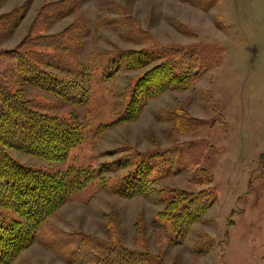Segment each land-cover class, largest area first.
I'll use <instances>...</instances> for the list:
<instances>
[{
    "label": "rangeland",
    "instance_id": "1",
    "mask_svg": "<svg viewBox=\"0 0 264 264\" xmlns=\"http://www.w3.org/2000/svg\"><path fill=\"white\" fill-rule=\"evenodd\" d=\"M50 1L60 0H0V16L24 6L16 24L0 23V54L36 35L59 33L72 44L73 50L57 52L90 76L55 72L82 81L85 102L30 86L24 91L43 109L74 117L85 136L65 163L15 155L37 168L90 169L95 179L46 220L14 264H75L65 253L84 236L146 249L163 264H264V0H68L72 7L63 17L43 10ZM42 17L48 25L33 30ZM139 29L154 44L218 48L221 64L187 89L150 98L136 119L114 123L128 88L146 69H122L109 80L106 68L117 50L151 45L131 40ZM4 53L3 62L10 63L12 55ZM153 150L164 153L157 187L201 191L214 185L218 192L181 243L168 238L176 236L160 216L167 194L112 193L108 186L131 169L99 172L105 163ZM170 169L176 172L167 174ZM201 244L210 249L196 252Z\"/></svg>",
    "mask_w": 264,
    "mask_h": 264
},
{
    "label": "trees",
    "instance_id": "2",
    "mask_svg": "<svg viewBox=\"0 0 264 264\" xmlns=\"http://www.w3.org/2000/svg\"><path fill=\"white\" fill-rule=\"evenodd\" d=\"M72 5L68 0L48 2L43 10L56 17L67 15ZM24 6L0 16V23L16 24ZM21 11V12H20ZM20 12L19 15H17ZM42 14V13H41ZM40 14V15H41ZM48 25L36 19L33 30ZM55 35H36L24 39L12 55L10 63L3 62L0 54V264H14L19 254L30 247L46 220L78 190L95 179L90 169L52 170L37 168L21 162L15 152L25 153L50 161L65 163L72 149L85 136L84 128L74 118L49 112L35 97L25 94V86L39 88L62 97L74 104L85 102L88 88L72 77H60L55 71L69 75L86 74L85 66L72 57L61 55L57 49L73 50L72 44ZM133 42L151 45L136 49L117 50L106 68L111 80L120 70L146 69L136 83L128 88V100L114 123L136 119L148 100L169 90H184L206 72L221 64V50L202 46H165L154 44L152 36L137 30L129 36ZM164 156L161 150L136 151L105 163L99 172L128 169L108 190L128 198L153 193L167 194L165 218L181 243L191 225L199 220L217 200L213 185L201 191L178 187L158 186ZM176 172L167 171V174ZM80 243L73 241L66 251L67 260L75 264H163L160 257L146 249H131L117 242H104L84 236ZM46 242V241H45ZM47 243V242H46ZM49 244V243H47ZM209 246L196 245L194 250L204 253Z\"/></svg>",
    "mask_w": 264,
    "mask_h": 264
}]
</instances>
